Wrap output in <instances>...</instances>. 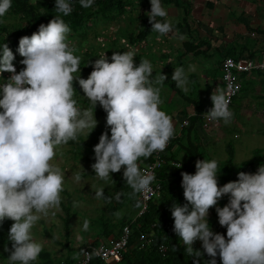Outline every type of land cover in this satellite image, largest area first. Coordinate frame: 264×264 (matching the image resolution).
<instances>
[{"label": "rangeland", "instance_id": "1", "mask_svg": "<svg viewBox=\"0 0 264 264\" xmlns=\"http://www.w3.org/2000/svg\"><path fill=\"white\" fill-rule=\"evenodd\" d=\"M96 27L90 28L85 40L52 44L0 70V92L13 94L19 101L40 99L61 114L59 121L42 123L47 137L27 143L6 138L11 163L32 175L36 186L44 191L42 194L26 192L19 179L0 171V211L11 220L12 241L29 249L36 263L42 262L39 253L48 254L53 263L67 256L77 260L80 248L88 242L86 238L100 232L112 219L101 195L114 192L117 178L123 180L115 173L122 170L127 175L126 181L132 178L131 161L129 165L112 164L99 158L108 152V143L115 133L110 117L101 114L102 110L109 106L116 109L125 93L131 96V113L140 123L145 117L156 123L151 105L155 101L160 103L162 98L163 104L158 106L160 114L176 109L174 103H169L168 83L161 84V89L158 83L153 88L155 81L147 79L142 83V78L133 77L132 68L128 67L130 62L135 63L128 54L135 51L128 53L118 47L119 35L108 31L107 25L102 29L100 25ZM54 61L58 66L47 69V64ZM112 74L115 78H107ZM253 82H246L245 90L234 99L230 118L221 119V125L215 124L219 131L210 133V137L216 135L214 144L203 145L202 150L211 157L210 164H223L228 158L229 145L237 165L249 162L254 150H264V94L260 93L264 81L255 89ZM144 84L150 95L139 89ZM78 86L87 90L78 91ZM201 89L190 90L185 96L201 98ZM246 96L248 103L244 105ZM175 98L184 101L182 97ZM9 101L0 93V102ZM4 114L0 112V132L6 128ZM125 129L120 128L119 132L124 134ZM145 129L141 130L146 133ZM96 133L100 134L96 136L97 142L87 146L86 142ZM133 215L131 210L128 216ZM205 225L203 221V229L184 235L183 243L190 253L211 247L218 224ZM19 253V249L0 247V264H23L16 261Z\"/></svg>", "mask_w": 264, "mask_h": 264}, {"label": "trees", "instance_id": "2", "mask_svg": "<svg viewBox=\"0 0 264 264\" xmlns=\"http://www.w3.org/2000/svg\"><path fill=\"white\" fill-rule=\"evenodd\" d=\"M145 5L146 12L138 13L139 28L130 33V40L136 44L155 32L159 18V4H173L183 7V0H0V70H4L17 59L31 53L48 49L53 45H65L67 41L85 40L87 32L93 26L100 28L130 14L127 9L136 3ZM188 11H184V18ZM136 17V20H137ZM96 27V28H97ZM97 36V35H96ZM90 54V53H89ZM232 57L226 54L225 58ZM222 62V61H221ZM58 62L47 64V69L55 68ZM107 78H115L113 74ZM78 91L87 88L78 86ZM91 91L92 89H88ZM245 90L244 84L241 91ZM10 99L0 102V112L5 115L6 128L0 132V171L21 181L26 192L42 194L44 191L35 184V179L25 169L11 163L6 138H15L31 142L47 137L42 130L43 122L59 121V111L40 99L28 98L19 101L8 92H0ZM130 95L125 93L119 106H109L102 113L110 117L115 133L109 144L108 152L99 157L103 163L125 164L132 162V178L126 181L127 175L119 170L115 174L123 180L114 181L115 190L101 195L106 205V212L111 218L119 209L130 207L134 214L139 209V169L149 160V150L163 134L169 133L164 126L150 121L146 133H141L140 121L131 113ZM14 103V104H13ZM201 120L200 115L189 117V125L183 127L180 134L171 139L169 147L163 153L166 164L157 172L156 180L161 183V190L150 203L148 211L133 219L131 236L127 247L122 252L121 260L112 264H207L211 257L218 256L222 264H235L232 253V237L240 235L239 223L254 221L264 230V150L256 149L252 159L239 165L233 162V149L227 148L228 158L223 164L212 165V161L202 150L197 134L186 148V160L181 166L173 168L170 162L175 160V147L188 136L193 127ZM141 124V123H140ZM120 128L130 130L127 137L119 132ZM87 141V146L97 142L99 133ZM136 135L133 137V135ZM150 141V142H149ZM78 144L77 146L80 148ZM169 155V156H168ZM173 168V169H172ZM126 176V177H124ZM1 206V200H0ZM210 212L211 218L205 227L216 226L211 247L204 250L188 251L183 244L184 235L201 230L197 214ZM135 216V215H134ZM104 224L110 233L120 225ZM218 222H222L219 224ZM11 220L0 211V247L19 249L17 263L23 264H75L73 256L53 263L49 255L39 253L42 262L32 260L29 249L12 241ZM112 233V231H111ZM140 235H147L148 245L139 247ZM100 244L85 242L80 248ZM159 245L167 249L165 254L159 251ZM12 264V263H11ZM91 264H109L96 258Z\"/></svg>", "mask_w": 264, "mask_h": 264}, {"label": "crops", "instance_id": "3", "mask_svg": "<svg viewBox=\"0 0 264 264\" xmlns=\"http://www.w3.org/2000/svg\"><path fill=\"white\" fill-rule=\"evenodd\" d=\"M148 1L155 2L156 0ZM183 1V7H177L173 4H159V18L155 32L136 44L131 42L130 33L138 31L140 21L137 16L138 13L146 12L145 1L143 3L141 1V4L135 2L136 10L129 6L127 9L130 14H124L106 27L111 33H118L120 38L118 47L128 53H130L129 50L135 51L132 55L128 54L137 65L135 66L132 62L129 63L128 68H132L130 73L133 77L139 76L140 80L142 78V83L147 79L155 81L153 88H156L157 83L160 89L161 84L168 83L167 96L171 97L169 103H174L176 109L169 114H160L158 106L163 104L162 98L159 100L160 103L155 101L151 105L154 107V117L152 118L156 121L155 124L164 126L175 136L180 134L182 130L180 126L183 120L196 115L214 113L218 109L223 92L220 65L227 53L232 55V58L264 60V0ZM185 10L188 11L186 19L184 18ZM263 81L264 73L260 72L244 73L241 76V86L246 82H253L256 83L253 89L257 88V85ZM144 88L142 85L139 86V89H143L146 95H150L151 92L145 84ZM196 88H202L200 91L201 98L195 100L185 96V93L188 95L190 90ZM159 92L162 96L163 92L161 90ZM260 93L264 94V90ZM240 94L242 92L239 93V96ZM175 97H182L184 101L181 102ZM247 100L248 97L246 96L244 105L248 103ZM111 124L113 125V123ZM221 124L218 122V125ZM141 125L143 126L140 127L141 129L146 128L148 130L150 127L149 119L143 118ZM214 126L205 123L201 118L188 136L176 145L174 162L178 164L177 167L186 160V148L189 142L193 140L194 134L199 136L202 146L206 143L214 144V138H216L214 136L216 135L210 137V133L219 131L218 126ZM141 131L143 134L144 131ZM124 132L127 137L132 136L130 130ZM135 136L134 134L133 137ZM208 158L211 159L210 156ZM118 211L119 215L112 217L110 224L120 225L124 220L123 226H125L128 224L126 218H134L135 214L131 218L128 216L131 212L130 207H124ZM210 218V212L197 214V221L200 226L201 222L204 221L206 224ZM102 227L100 232L93 233L86 238L89 243L97 241L98 243L109 244L118 238L117 232H120V226L112 229V233L111 231L107 233L104 225ZM201 227L203 229L204 226Z\"/></svg>", "mask_w": 264, "mask_h": 264}, {"label": "built area", "instance_id": "4", "mask_svg": "<svg viewBox=\"0 0 264 264\" xmlns=\"http://www.w3.org/2000/svg\"><path fill=\"white\" fill-rule=\"evenodd\" d=\"M71 1V0H69ZM96 2L98 0H89ZM223 92L218 109L214 113L200 115L207 124L215 125L223 118H230V107L234 99L241 91V76L244 73H264V60L254 61L246 58H224L220 65ZM189 125V118L181 123V128ZM174 134L165 133L155 142L149 150V160L139 169V209L132 221L148 211L150 203L161 190V183L156 180L157 172L166 164L163 153L169 147ZM172 167L178 164L170 162ZM131 224L123 226L117 239L109 244L100 243L95 246H88L82 249L75 264H91L96 258L106 263H117L121 260L122 252L127 247L131 236ZM240 235L232 237V253L235 257V264H264V230L254 221L239 223ZM139 247L148 245L147 235H140L137 240ZM159 251L165 254L167 251L164 245H159ZM199 264V263H194ZM207 264H222L221 258L213 256Z\"/></svg>", "mask_w": 264, "mask_h": 264}]
</instances>
